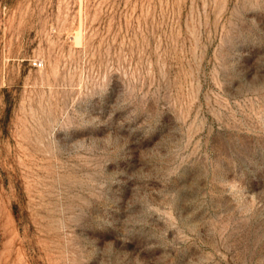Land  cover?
Listing matches in <instances>:
<instances>
[{
    "label": "rangeland",
    "instance_id": "rangeland-1",
    "mask_svg": "<svg viewBox=\"0 0 264 264\" xmlns=\"http://www.w3.org/2000/svg\"><path fill=\"white\" fill-rule=\"evenodd\" d=\"M0 264H264V0H0Z\"/></svg>",
    "mask_w": 264,
    "mask_h": 264
},
{
    "label": "built area",
    "instance_id": "built-area-1",
    "mask_svg": "<svg viewBox=\"0 0 264 264\" xmlns=\"http://www.w3.org/2000/svg\"><path fill=\"white\" fill-rule=\"evenodd\" d=\"M34 65L37 66V67H41L42 66V62L39 61V60H35L34 61Z\"/></svg>",
    "mask_w": 264,
    "mask_h": 264
}]
</instances>
